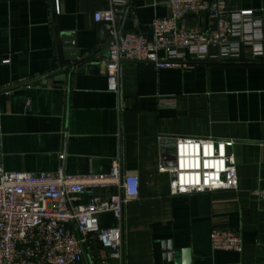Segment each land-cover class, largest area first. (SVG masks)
<instances>
[{
	"label": "crops",
	"instance_id": "0c3cea01",
	"mask_svg": "<svg viewBox=\"0 0 264 264\" xmlns=\"http://www.w3.org/2000/svg\"><path fill=\"white\" fill-rule=\"evenodd\" d=\"M57 2L59 11L56 0H0V166L108 173L120 157L125 173L139 175L140 196L124 207L122 261L91 237L87 264H169L170 253L173 264H264V60L166 68L124 61L120 99L108 90L112 36L94 19L109 1ZM227 3L231 11L253 9L264 25V0ZM118 6V32L148 35L155 18L170 15L168 0ZM181 25L207 30L216 20L186 16ZM176 137L235 140L238 189L171 194L170 177L158 167ZM98 217L103 228L117 224L110 212ZM229 228L242 230L241 252L212 248L211 232Z\"/></svg>",
	"mask_w": 264,
	"mask_h": 264
},
{
	"label": "built area",
	"instance_id": "2783aa9c",
	"mask_svg": "<svg viewBox=\"0 0 264 264\" xmlns=\"http://www.w3.org/2000/svg\"><path fill=\"white\" fill-rule=\"evenodd\" d=\"M108 1L110 7L96 11L94 19L105 23L112 36L106 59L108 90L120 99L124 61L166 68L201 60H264V25L253 9L231 11L227 0H168L170 15L155 18L150 34L124 31L118 37V5L125 0ZM195 15L213 17L215 28L181 25L184 17ZM119 109H123L122 101ZM235 143L233 139L176 137L174 155L162 157L158 171L169 175L173 195L237 190ZM60 159H65L64 153ZM140 184L139 175L123 171L120 157L108 173L76 175L63 167L55 172L7 171L0 166V264H87L91 237L111 259L122 261L124 207L139 198ZM100 190L106 195H99ZM261 195L264 198V190ZM105 212L114 215V227L100 226L98 216ZM243 244L239 228L211 232L214 250L241 252Z\"/></svg>",
	"mask_w": 264,
	"mask_h": 264
},
{
	"label": "water",
	"instance_id": "95a60500",
	"mask_svg": "<svg viewBox=\"0 0 264 264\" xmlns=\"http://www.w3.org/2000/svg\"><path fill=\"white\" fill-rule=\"evenodd\" d=\"M122 32H123V30H121V31L118 33V37H120V36L122 35ZM90 56H91V55H88L87 57H85V58L82 59L81 61L86 60V59L89 58ZM79 62H80V61L75 62V63H73V64H71V65L66 66V67H62V66L60 65V68H59L58 71H66V70H68V69H70V68H75ZM62 76H65V75H62ZM63 78H64V77H63ZM173 155H174V142H173V153H172V156H173ZM174 262H175V261H174V256L172 255V253H170V254H169V261H165V263L173 264Z\"/></svg>",
	"mask_w": 264,
	"mask_h": 264
}]
</instances>
